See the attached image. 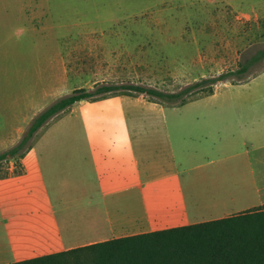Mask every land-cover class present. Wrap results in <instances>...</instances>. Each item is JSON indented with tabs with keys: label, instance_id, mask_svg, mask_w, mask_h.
Segmentation results:
<instances>
[{
	"label": "rangeland",
	"instance_id": "rangeland-1",
	"mask_svg": "<svg viewBox=\"0 0 264 264\" xmlns=\"http://www.w3.org/2000/svg\"><path fill=\"white\" fill-rule=\"evenodd\" d=\"M254 3L0 0V154L21 141L37 115L77 89L120 87L88 102L118 95L142 96L124 89L129 86L178 93L203 79L236 71L264 50V25L250 13ZM242 78L217 81L214 95L183 106L164 102L163 112L141 116V111H131L151 122L177 119L189 148L197 149L188 158L190 171L181 177L192 216L211 215L214 206L222 203L239 209L254 201L255 195L247 191L253 186V171L259 175L262 170L256 157L264 156V150L254 152L245 142L252 130L264 131V59L252 64ZM99 106L98 102L75 105L74 121L59 125L49 136H72L82 128L79 121L109 122L111 115L114 120L120 115ZM242 108L246 111L238 112ZM71 110L52 119L39 136ZM22 159L2 161L0 175L19 173ZM3 205L9 215L22 212L6 201ZM70 219L71 227L82 226L75 225L77 218Z\"/></svg>",
	"mask_w": 264,
	"mask_h": 264
},
{
	"label": "crops",
	"instance_id": "crops-1",
	"mask_svg": "<svg viewBox=\"0 0 264 264\" xmlns=\"http://www.w3.org/2000/svg\"><path fill=\"white\" fill-rule=\"evenodd\" d=\"M250 13L264 25V0H255ZM94 102L105 112L120 114L115 118L119 120L114 122L113 115L109 122L82 120V128L72 136H49L59 125L74 121L75 105ZM75 105L39 136L22 159L19 173L0 175V264L222 219L264 205V156H257L262 170L259 175L252 173L253 186L247 192L255 196L250 205L234 209L222 203L214 206L216 215L192 216L181 177L190 171L188 158L197 149L189 148L183 125L177 119L151 122L131 112L141 111L143 116L144 112H163L166 106L127 95ZM242 109L238 112L246 111ZM246 136L245 145L249 143L254 152L264 150L263 130ZM160 195L165 199H159ZM5 201L22 212L7 214ZM70 218H77L75 225L82 226L71 227Z\"/></svg>",
	"mask_w": 264,
	"mask_h": 264
},
{
	"label": "trees",
	"instance_id": "trees-1",
	"mask_svg": "<svg viewBox=\"0 0 264 264\" xmlns=\"http://www.w3.org/2000/svg\"><path fill=\"white\" fill-rule=\"evenodd\" d=\"M261 59L264 50L236 71L224 72L216 79H203L178 93L141 86L124 89L133 90L151 102L182 106L213 95L217 81L229 82L234 77L243 80L251 65ZM119 89L118 86H103L94 91L77 89L57 100L36 116L16 146L0 154V163L24 158L39 138V131L76 103L98 99ZM11 264H264V205L222 219L112 239Z\"/></svg>",
	"mask_w": 264,
	"mask_h": 264
}]
</instances>
